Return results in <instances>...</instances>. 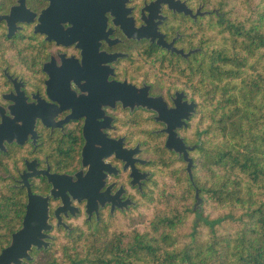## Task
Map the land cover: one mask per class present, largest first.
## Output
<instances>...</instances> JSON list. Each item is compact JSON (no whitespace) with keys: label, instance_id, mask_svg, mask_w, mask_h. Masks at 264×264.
<instances>
[{"label":"flooded vegetation","instance_id":"1","mask_svg":"<svg viewBox=\"0 0 264 264\" xmlns=\"http://www.w3.org/2000/svg\"><path fill=\"white\" fill-rule=\"evenodd\" d=\"M154 1L24 0L13 31L0 20V264H58L61 243L135 207L156 152L187 173L166 140L196 144L186 63L201 64L218 7ZM17 4L0 0V16ZM184 101L194 110L177 119Z\"/></svg>","mask_w":264,"mask_h":264},{"label":"trees","instance_id":"2","mask_svg":"<svg viewBox=\"0 0 264 264\" xmlns=\"http://www.w3.org/2000/svg\"><path fill=\"white\" fill-rule=\"evenodd\" d=\"M217 1L185 70L201 125L192 178L156 152L170 180L144 189L143 210L61 243L58 264H264V0Z\"/></svg>","mask_w":264,"mask_h":264},{"label":"water","instance_id":"3","mask_svg":"<svg viewBox=\"0 0 264 264\" xmlns=\"http://www.w3.org/2000/svg\"><path fill=\"white\" fill-rule=\"evenodd\" d=\"M23 1L24 0H17V2L19 4L17 5H14L11 10H10V13L8 15H3V16H0V20L1 19H6L7 21V25H8V29H9V32L13 31L11 25H13V20H12V16L16 13V10H18L19 8H21L20 6L23 5ZM158 0H155L154 2H152L153 4H157ZM203 14L205 12H202ZM197 49H193V50H190L188 51L187 53H183L181 52V54L184 56V57H187L190 52H194L196 51ZM180 52V51H179ZM140 104H144V102H140ZM194 106H195V103L193 101H190V102H181L179 104L176 105V108L173 109L177 112V119H181L182 117H185V119H189L190 117V114L192 113V111L194 110ZM184 107L186 108L185 111H186V114L183 113V109ZM156 119H161L159 117L156 116ZM169 129V128H167ZM200 145V142L198 144H193V145H189V144H185L182 139L179 138V136L173 131L172 133L169 132L168 133V137H167V140H166V147L168 149H171L173 151H175L176 153H178L179 155H183V158L184 160L186 161V171H187V174L189 176V178L191 179L192 178V174H191V170H192V165H193V162H192V158L188 155V151L189 150H193L195 147L199 146ZM137 148V147H136ZM136 148L134 150H136ZM81 172L78 171L76 173V175H79ZM131 175L133 176V180L132 182H134V180H136V177H140V176H144L146 175V173H137V170H133V172L131 173ZM194 196H195V202L193 204V210L199 208L200 206V203L202 201V199L200 198L199 196V191L198 189H195V193H194ZM30 200H34L35 202L38 201V202H41V198L39 196H33L32 198H30ZM43 202L45 203V200L46 198H42ZM46 214V213H44ZM20 234V232H19ZM19 235H17L18 237Z\"/></svg>","mask_w":264,"mask_h":264},{"label":"rangeland","instance_id":"4","mask_svg":"<svg viewBox=\"0 0 264 264\" xmlns=\"http://www.w3.org/2000/svg\"><path fill=\"white\" fill-rule=\"evenodd\" d=\"M207 1H208V2H207ZM207 1L204 2V0H203L204 6H205L206 9L210 10L212 7L215 6L214 4H216L217 7H218V1H217V0H207ZM208 16H210L209 18H213L211 14L208 15ZM208 16H205V17H203V19H202V33H203V24H204L205 21H207V20L209 19ZM199 117H200V114H199V113H197L196 115L193 116L194 119H193V121L190 122V126H189V128L186 130V135H187V134H188V135H191V134L195 133V137H196V132H195V130H196V128L198 129V127H197L196 124H197V121H199ZM200 138H201V134H200L199 139H200ZM199 141H200V145H199V148H200V146H201V139H200ZM195 142H196V144L199 143L197 140H195L194 143H195ZM193 151H194V150H193ZM198 154H199L198 151H194V152H192V155L195 156V157H197ZM181 165H183V164H181V163H179V162H177V161H174V162H172V163L170 164L171 167L173 166V167L177 168V170L182 171V172H185L184 169L181 168ZM193 168H194V167H193ZM193 168H192V170H193ZM160 170H161V168H159V167H157V165H155L154 174H153V177H152V182H151L149 185H147V187L145 188V190H149L151 187L154 186L155 179L159 182V184H162V182H164V181H168V180H170V178H169L168 176H166V174H162V173L160 172ZM192 170H191V172H192ZM163 172H164V171H163ZM165 172H166V171H165ZM143 196H144V193H143V194L137 199V203H136L135 207H133L129 212L117 213V214H115L114 216H108V217H109V218H115V217L117 216V217H116V220H117V218L120 217L121 215H124V214H130L133 210H134L133 213H137V208H139L140 210H143L144 208L142 207V204H141V201L144 200ZM193 204H194V202H193ZM193 204H192V205H193ZM192 207H193V206H192ZM201 208H202V201H201L200 206H199V211H201ZM209 210H210V208H209ZM108 217H107V218H108ZM121 217L123 218L124 216H121ZM121 217H120V218H121ZM118 219H119V218H118Z\"/></svg>","mask_w":264,"mask_h":264}]
</instances>
